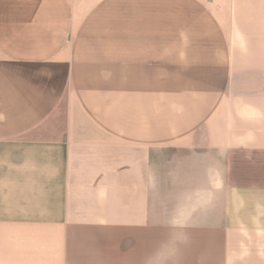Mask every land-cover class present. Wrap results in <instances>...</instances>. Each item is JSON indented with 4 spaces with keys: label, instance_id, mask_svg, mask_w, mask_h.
Here are the masks:
<instances>
[{
    "label": "crops",
    "instance_id": "1",
    "mask_svg": "<svg viewBox=\"0 0 264 264\" xmlns=\"http://www.w3.org/2000/svg\"><path fill=\"white\" fill-rule=\"evenodd\" d=\"M0 264H264V0H0Z\"/></svg>",
    "mask_w": 264,
    "mask_h": 264
},
{
    "label": "clouds",
    "instance_id": "2",
    "mask_svg": "<svg viewBox=\"0 0 264 264\" xmlns=\"http://www.w3.org/2000/svg\"><path fill=\"white\" fill-rule=\"evenodd\" d=\"M157 256L159 257V260L163 261V257H160V254L158 253Z\"/></svg>",
    "mask_w": 264,
    "mask_h": 264
}]
</instances>
